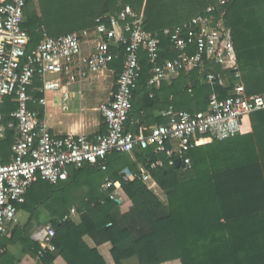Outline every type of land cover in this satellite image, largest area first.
<instances>
[{
	"label": "trees",
	"instance_id": "1",
	"mask_svg": "<svg viewBox=\"0 0 264 264\" xmlns=\"http://www.w3.org/2000/svg\"><path fill=\"white\" fill-rule=\"evenodd\" d=\"M125 5L143 13L146 31L160 36L159 64L177 57L172 41L164 35L166 29L182 26L204 14L210 5L216 7V14L223 10L226 25L231 30L239 74L227 71L229 88H218L219 93L216 92L221 98H227L241 82L248 95L264 96V0H27L23 27L31 36L29 51L36 49L45 37L58 38L94 29L99 18L108 16L105 22L111 26L112 18ZM121 51L124 54L122 47ZM140 63L142 74L134 98L153 87L148 85L153 76V64L145 53L140 54ZM206 69L216 74L223 71L220 65L211 62L206 64ZM182 71L168 74L165 80ZM198 75L193 77V101L198 111H202L206 110L213 91L200 84ZM157 89L155 85L152 92L156 93ZM134 103L133 99L131 115L138 114ZM16 106L15 99H7L3 110L5 125ZM249 117L252 133L191 149L186 156L190 167L182 164L177 168L174 157L167 161L165 154L154 153V149L147 151L151 153L148 167L158 159L164 160L163 167H157L151 174L165 192L166 208L132 166L125 165V174L110 179L121 198L134 204L137 214L150 226V233L135 238L130 231L120 228L111 217L118 203L109 196L98 205L81 204L77 208L85 211L92 228L107 232L116 264L133 257H138L140 264H264V110ZM13 142L14 133L7 130L6 140L0 145L5 163L10 160L8 148ZM114 155L124 154L111 156ZM86 165L78 170L70 167L67 181L34 183L18 208L38 223L40 239L47 220L52 223L56 229L55 245L68 264H106L98 252L83 243L88 226H76L72 220H65L73 203L82 200L75 190L81 191L80 178ZM126 174L128 180H124ZM86 179L84 182L92 188L86 197L99 193L98 189H93L96 181ZM15 231L12 243L21 230L15 228ZM27 246L34 257L38 255L41 248L38 242L28 241ZM9 258L8 251L3 253L0 264H11ZM44 258L50 264L52 253Z\"/></svg>",
	"mask_w": 264,
	"mask_h": 264
},
{
	"label": "built area",
	"instance_id": "2",
	"mask_svg": "<svg viewBox=\"0 0 264 264\" xmlns=\"http://www.w3.org/2000/svg\"><path fill=\"white\" fill-rule=\"evenodd\" d=\"M26 3L27 0H0V144L6 140L7 130L14 133L11 161L5 163L0 155V241L17 224L18 206L24 202L29 188L40 180L50 184L67 181L70 167L82 169L95 160L102 161L100 167L106 169L109 156L129 154L136 149L155 147L157 152L172 157L168 144L175 140L180 143L181 152L187 154L209 142L236 138L242 133L245 118L264 110V96L248 95L240 82L227 98L213 91L202 112H176L170 107L163 114L168 117L165 124L140 127L136 133H130L127 124L142 74L141 53L153 64L149 86L158 85L168 74L187 68L198 70L213 88L224 86V75L207 71L206 64L210 62L239 74L226 13L222 10L216 14V7L210 5L204 14L182 26L166 29L164 35L172 41L177 57L159 64L160 36L146 31L144 14L135 12L129 5L112 18L111 26L105 22L108 16L99 18L94 29L58 38L45 37L30 52L31 36L23 27ZM87 42L92 43L89 55L84 53ZM113 45L124 49V62L113 99L101 108L107 133L93 138L53 135L41 120V114L30 108L32 104H47L46 98L37 101L32 96L35 80L40 79L45 94L83 83L118 58ZM7 99H15L17 106L5 125L3 110ZM182 163L191 165L188 158H182ZM157 167H163V162L157 161L140 173L142 182L154 192L151 172ZM115 186L110 179L102 185L103 191H114L109 195L111 200L118 197ZM77 216V208H72L65 220ZM55 237V227L46 225L38 252L40 259L58 251Z\"/></svg>",
	"mask_w": 264,
	"mask_h": 264
},
{
	"label": "crops",
	"instance_id": "3",
	"mask_svg": "<svg viewBox=\"0 0 264 264\" xmlns=\"http://www.w3.org/2000/svg\"><path fill=\"white\" fill-rule=\"evenodd\" d=\"M91 46V42H87L84 45V53L86 55H89L92 52ZM113 50L118 54V58L106 68L90 76L89 79L83 83L70 84L64 86L59 91L45 94L40 79L35 80L32 96L37 101L41 98H46L47 104L46 106L39 103L36 105L32 104L30 108L32 111L41 114V120L45 122L53 135H84L93 138L107 133V125L101 112V108L104 104L109 103L113 99L117 89V80L121 73V66L124 62V54L123 51H121V47L113 45ZM222 69L223 71L217 72V74L224 75V86L213 88L206 83L204 76L201 75L198 70L187 68L183 70L182 73H177L174 78L165 80L164 83L162 81V85L159 83L157 89L158 94L157 92H152V90L155 89V86L149 87L148 92L138 94L136 98H134V104L136 105L134 106L136 107L138 114L135 112L131 115L130 123L127 126L128 132L134 134L140 127L165 124L168 121V117H165L163 114L166 113L170 107H173L176 112L185 111L197 113L204 111H198L199 109L193 101L195 98V85L193 81L194 74H199L198 77L202 86H209L212 91H217L219 93L218 88H229L226 72L230 70ZM210 70L211 69H208L207 71L215 73V71ZM174 93L175 95H173ZM246 120L247 124L245 123L242 127V133L240 134L241 137L249 135L253 131L250 117ZM168 145L173 154L172 157H169L166 153H163L166 155L164 160L168 161L173 157L175 160L179 158L181 159L182 165V158H188L186 156L189 152L183 154V152H181L180 143L176 140ZM149 149H154V153H160L157 152L155 147H150L146 150L136 149L132 153L121 156H109L106 161V169H101L100 166L103 162L100 160L87 163L86 169L83 170L84 173H82L80 178L82 179L80 187L81 191L75 190L77 193L79 191V194L76 195L82 198V200L73 203L72 208H78L81 204H92L93 206L100 204L104 197H107L111 192H114L103 191L102 185L107 179L112 180L113 177L123 173L125 174L127 172L125 165L132 166L139 174L146 170L151 158V153L147 152ZM11 157L9 162L11 161ZM158 160L162 161L164 165L163 159ZM85 178H92L96 181L93 185V189H98L97 191L99 193H96L95 195L89 193V197H86L92 188L86 185L84 182ZM128 179L129 176L126 174L124 180ZM152 180L155 184L154 194L160 199L166 208L167 199L165 192L160 188L153 177ZM115 188V191L118 193L116 201H120V204H118V206L111 212V217L120 228L130 231L135 238H140L147 233H150V226L137 214L134 204L131 201L123 200L117 187ZM83 192H85L84 195ZM19 212L20 214L17 224L12 226L0 241V256L8 251L10 253L9 259L12 261L11 264H47V258L40 259L38 255L34 257L27 246L28 241L29 243L38 242L41 246L42 239H40L38 235V223L31 221L30 215L26 211L19 210ZM165 212L166 210L163 211V213ZM72 222L76 226H88L89 229L82 238L83 243L88 249L98 252L106 264H116L112 255L113 245L104 229L92 228L85 211L81 210H78V216L73 218ZM48 224L52 223L47 220V225ZM15 228H19L21 231L16 235V242L12 243L10 240L12 239V235L16 232ZM27 235H30L31 239L27 238ZM52 257L53 260L50 264H68L62 256L61 250L52 254ZM122 264H140V260L138 257H133L124 260Z\"/></svg>",
	"mask_w": 264,
	"mask_h": 264
},
{
	"label": "water",
	"instance_id": "4",
	"mask_svg": "<svg viewBox=\"0 0 264 264\" xmlns=\"http://www.w3.org/2000/svg\"><path fill=\"white\" fill-rule=\"evenodd\" d=\"M175 165H176L177 168H180L181 167V159H179V158L176 159L175 160ZM117 203L120 204V201H117Z\"/></svg>",
	"mask_w": 264,
	"mask_h": 264
},
{
	"label": "rangeland",
	"instance_id": "5",
	"mask_svg": "<svg viewBox=\"0 0 264 264\" xmlns=\"http://www.w3.org/2000/svg\"><path fill=\"white\" fill-rule=\"evenodd\" d=\"M247 119V118H246ZM244 120V124L243 125H245V123L247 124V120ZM1 145V144H0ZM0 153H3V149H1V151H0ZM8 154L10 155V157H11V155H12V153H11V147L10 148H8ZM19 214H20V212H19ZM0 247H1V245H0Z\"/></svg>",
	"mask_w": 264,
	"mask_h": 264
}]
</instances>
